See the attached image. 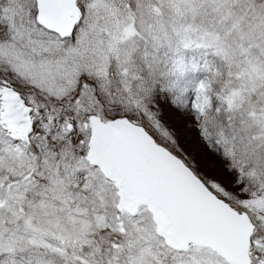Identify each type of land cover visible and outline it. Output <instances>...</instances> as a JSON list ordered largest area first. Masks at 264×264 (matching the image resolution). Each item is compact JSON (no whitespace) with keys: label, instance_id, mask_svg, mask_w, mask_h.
<instances>
[{"label":"snow or ice","instance_id":"6c2138e0","mask_svg":"<svg viewBox=\"0 0 264 264\" xmlns=\"http://www.w3.org/2000/svg\"><path fill=\"white\" fill-rule=\"evenodd\" d=\"M0 264H264V0H0Z\"/></svg>","mask_w":264,"mask_h":264}]
</instances>
